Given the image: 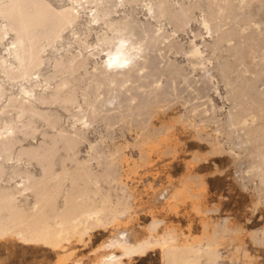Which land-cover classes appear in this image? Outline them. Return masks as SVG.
<instances>
[{
    "label": "bare ground",
    "instance_id": "bare-ground-1",
    "mask_svg": "<svg viewBox=\"0 0 264 264\" xmlns=\"http://www.w3.org/2000/svg\"><path fill=\"white\" fill-rule=\"evenodd\" d=\"M66 1L67 4L57 6L50 0H0V18L6 22L0 27V38L10 33L12 39L0 57V71L9 80L19 77L27 78L28 82L20 91L23 94L18 106L20 125L3 120L0 126L3 129L0 181H13L9 185L0 183V239L50 249L60 254L55 264H130L132 259L153 251L159 253L160 264H255L245 243L239 241L242 232L239 225L228 216L218 218L220 222L212 225L206 219L205 215L216 209L202 207V193L207 184L201 174L188 172L181 189L159 195L164 198L168 212L175 213L179 201H189L203 234L181 240L185 233L166 224L165 218L154 210L143 235L133 227H126L128 220L121 218H129L137 199L135 189L127 181L129 174L136 173L138 162L149 164L164 155L176 157L178 125L193 129L194 135L210 146L208 155L227 153L236 161L241 156L249 157L259 176V185L253 189H257L258 195L254 207L264 204V64L258 60L257 66H252L253 52L264 47V0H202L207 8L198 21L212 41L203 40L201 44L191 41L184 50L189 54L186 62L192 68L198 66L202 81L210 83L222 97L214 79L217 73L231 105L220 117L222 107L216 106L212 99L204 104L200 99L198 102L185 97L183 113L168 119L163 114L175 106L180 95L177 78L188 87L194 83L191 84L190 74L184 72L183 63L169 58L167 53L171 50L183 53V46L174 36L188 25L193 15L190 9L198 0H190L192 5L189 0L190 5L176 2L172 9L171 5L169 8L164 5V0H149L143 4V19L133 14L140 0ZM219 1L226 3L227 10ZM211 5L216 9H211ZM165 22L172 24L170 31ZM224 24L228 27L223 28ZM77 25L76 30L70 29L73 41L57 47L56 43L62 41L59 39L62 29ZM92 34L95 40L88 43ZM49 49L61 51L51 62V74H45L44 54ZM206 50L212 54L230 52L244 65L242 72L253 77L238 76L232 62L231 66L226 61L213 64L210 60L213 57L205 56ZM7 61L15 64L17 70L13 72L4 66ZM31 70H36L33 77L29 75ZM193 89L196 91L193 97L198 98L199 91ZM57 108L70 114L72 120ZM133 117L139 118L138 122L133 120L135 126L131 124ZM39 120L47 128L41 131L42 139L24 145L23 140L34 138ZM101 123L106 128L119 124L133 130L132 142L124 137L123 145L111 149L102 146L98 138L89 139L88 133L97 130ZM222 128L227 147L220 138ZM83 143L88 148L81 157ZM130 147L137 150V158L126 153ZM207 154L194 153L190 158L192 162L206 160ZM190 180L197 187L192 188ZM119 225L123 229H118ZM97 230L115 231L91 250L97 253L91 261L72 258L73 250L68 245L86 237L89 240ZM258 230L252 229L249 235L253 243L263 247L264 228L259 231L261 235ZM227 236L230 242L238 239L231 246L234 250H228L238 255L226 254ZM99 250L106 251L98 254Z\"/></svg>",
    "mask_w": 264,
    "mask_h": 264
},
{
    "label": "rangeland",
    "instance_id": "rangeland-1",
    "mask_svg": "<svg viewBox=\"0 0 264 264\" xmlns=\"http://www.w3.org/2000/svg\"><path fill=\"white\" fill-rule=\"evenodd\" d=\"M50 1L54 2V4L57 6L67 4L66 0H50ZM147 1L149 0H144V1L140 0L139 2H137L135 11L133 12V14L136 17H139L142 19L144 18L145 11L143 9V4ZM152 1L154 2L155 0H152ZM164 1L166 4L164 3L163 4L167 6L168 8L171 5L170 9L174 8L173 6H177L176 2L183 3L185 5L189 4L187 3L188 0H182V1L181 0H170V1L164 0ZM167 2H169L168 5H167ZM189 2L191 3L190 0ZM220 2L221 1H219V3ZM220 4L219 5L221 7H224V9L227 10V5L224 1H222ZM233 4L236 5V2ZM254 4H256V2ZM193 6L197 7V9L196 8L194 9ZM214 6L217 7L215 4ZM214 6L211 5L210 8L214 9L215 8ZM200 8L202 9L201 11L199 10ZM206 8L207 6L205 5V2L202 0L201 1L198 0L195 5H192V8L190 9V12H191L190 14H193L192 15L193 17L190 15V21L188 25L184 28L183 31H178L177 33H175V36H174V40L178 44L183 46V51H182L183 53H180V52L175 53V50H171L170 52L167 53L169 58L175 59L179 63H183L184 72L186 71L188 76L190 74V76L192 77L191 79V77L189 76V79L192 80L191 84L194 83L192 84V86L197 88V92L199 91L197 95L199 97L194 98L193 95L196 96V91L193 89V87H190V86L188 87V85H186L180 78H177L175 83L177 84L176 85L178 88L177 91L179 92L178 95L179 94L180 95L177 97L178 100L176 101L177 103H175V106L164 112L163 115L165 119H168L170 117L183 113L184 109L182 108V102L185 97H191L193 98V100L198 101V102L201 100L200 102H204V104H207V103L209 104L210 102L209 99H212L211 101H213L216 106L222 107L221 111L219 112L220 117H223L225 115L227 109L231 105V101L225 97L226 88L224 87L222 80L217 73H216V76H214V79L218 82L217 84H218L219 91L222 97H220L214 92V90L210 87L211 86L210 83L209 85H207V83L202 81V78H201L202 70L200 69L201 70L200 71L198 66H196L195 68H192L186 62L187 58L189 57L187 55L189 54L184 53V50L186 51V48H189L188 44L191 41L195 40L199 44H201L203 40H206L208 42L212 41V38L208 36L209 35L208 33H206L207 32L206 29L204 30V27L200 25L198 21V19L200 18V14L203 12V9H206ZM233 10L236 12V9H233ZM120 11L118 12V14L121 15L122 11L121 12ZM263 16H264V13H263ZM83 20H84V17L81 19V22H83ZM5 23H6L5 20L0 18V27H3ZM78 27L79 25L73 26V27L71 26V28L70 27L64 28L65 30L62 29L61 31L62 37L59 38L62 41L60 43H56V46L60 47L61 44L66 45L67 42L69 41L72 42L73 38H72L70 31L71 30L73 31L74 29L76 30ZM171 27L173 28L172 24H168L165 22V28L168 31L172 29ZM222 27L223 28L228 27V24H224ZM194 33L197 35L199 34V35L198 36L196 35L197 36L196 37L194 36ZM10 37H11L10 33L3 34L1 36L0 38V57L5 54L4 48L6 47V45H8L10 41H12ZM94 40L95 38L93 34L87 38L88 43H93ZM59 51H61V49L58 51L55 49H49L48 51L45 52L44 54L45 55V66L42 69L43 73L46 74L47 72V74H51L52 72L51 62L55 58V56H57ZM207 52L208 51L206 50L205 56H209V57L212 56L213 58L212 59L210 58V60L212 61L213 64H215L216 62L226 61L231 66L233 63L234 65L232 66L233 67L235 66V68H237L238 70L237 75L243 76L244 65L242 67V64H240V62H238L231 55L230 52H227L224 50L221 52L216 51L213 54L211 51H209L208 53ZM253 55L254 56L252 57V60H253L252 66L256 67L258 60L264 64V47L261 50L256 51V53L253 52ZM257 56H261V57L258 58ZM232 59H234V61ZM254 62L256 63L254 64ZM3 65L11 69L13 72L17 70L15 64H11L10 61L5 62ZM240 70L241 72L242 71L243 72L241 73ZM35 71L36 70H31L30 71L31 74L29 72V75L31 77L35 76V73H34ZM245 73H246L244 74L245 77H248V78L253 77V74H250L249 72H245ZM15 78H14L15 80L14 79L9 80L5 76V74L2 71H0V87L3 88L1 89L3 90L2 92L3 96H1L0 98V120H1L0 126H2L5 120H11V121L13 120L12 125L14 126H19L21 123L18 118V106L23 100V94L20 93V91H21V86L24 84L27 85L28 82H27V78H21V79L19 77H15ZM163 78H162V81L164 82L165 78L164 79ZM57 79H58V76H57ZM181 82L184 84L183 86H181L182 84ZM237 83H242V82L237 80ZM206 85L210 88H208ZM181 87L183 88L181 89ZM190 88H192V90ZM205 88L208 90H206ZM179 90L182 91L184 95ZM9 98H12L11 102H9ZM51 108H56V107L51 106ZM57 109L60 113H62L63 116H66V117L68 116L69 120H72V117L70 116V114H68L61 108H57ZM224 110L226 111L224 112ZM134 118L135 117H133L132 121L134 120L135 122H138L139 118L136 117V120ZM134 121L131 124L135 126ZM39 124H42L40 120L36 122V127L38 130L34 133V138L29 137L23 140L22 143L24 145H29L30 143L35 144L36 142L42 139V132L47 130V128L44 126V124L42 125H39ZM156 124L158 125V123ZM126 126L128 125L126 124ZM106 127L107 126H105V124L101 123L97 127V130H95L94 132L90 131L88 133L89 139L93 141L99 139L101 144H103L102 146L109 147L112 149L118 145H123L124 137L127 141L132 142L133 140L132 136L135 135L133 130L128 131L125 127H122L119 124H115L111 128H106ZM119 127H122V128H119ZM0 130H1L0 132L3 131V129H0ZM120 130H122V132ZM224 130L222 128L221 135H220L221 141L223 142L226 140ZM176 135L179 141L178 142V146H179L178 153L176 157L173 158V157H170V155H164L160 157L159 159L155 158V160L154 159L153 161L151 160L152 162H150L149 164L138 162L140 166H137L136 173L129 174L130 178L128 177L127 181L135 189L137 199L134 200L132 204L130 215L128 216L129 218H127V216H124L121 218L122 220H128L126 227L130 226V227H133L134 229H137L140 232V235L145 234L146 231L144 230L145 228L144 226L150 219V212L154 210L153 212L155 214H158V216H162L165 218L166 224L175 225L178 229L181 230L182 233H185V235L184 234L181 235L180 237L181 240L184 237H188V236L193 237L196 235L203 234L202 233L203 229H202V225L200 223L199 217L192 210H190L189 201L187 202L179 201V203L177 204L175 213L174 211L168 212L167 206H165V204L163 203L164 198H162L159 195L160 192L167 194V193H170L171 190L174 191V189H177V188L181 189L184 185V182L182 180H184L186 174L187 175L189 174L188 172H190V174H201L202 178L205 180L207 184L206 189L203 191L204 194L202 193V200H203L202 207L216 209V210H212L208 212L205 215V217L207 216L206 219L212 225L213 222L215 221L220 222L219 220L220 218L224 216H228L232 222H234L236 225H239V227H241L242 232L240 234L241 239H239V241H243L245 243V247L248 249V252L252 255V259H253L252 261L255 262V264H264V246L262 247V246H259L253 243L249 235V232L252 229H256V230L259 229L258 230L259 232L260 229L264 228V204L261 202V204L258 203L256 207H254V203H255V200L257 201L258 199V195L256 194L257 189L255 190L256 192L253 189H255L254 187H257V185H259V176L256 173L257 170L252 168L251 166L252 164L251 159L249 157L241 156L240 160L236 161L234 158L232 159V157L228 155L227 153H223L222 154L223 156L222 155L220 156L208 155L206 151H208L210 146L205 141L199 140L194 135L193 129L187 126L184 127V126L178 125L176 128ZM100 136L104 138V139L101 138L102 141L100 139ZM226 145L228 146V144L225 141V147H227ZM86 148H88V145L86 143H83L81 146V153H80L81 157L84 156V150ZM126 153L133 156L134 158H137V154H138L137 150L133 147L127 148ZM194 153L201 154V155L207 154V159L200 160L197 162H192L190 157ZM188 161L189 163H187ZM188 165H190L189 168H187ZM0 183L2 185H9V184H13V181L7 182L4 179L0 181ZM188 183L191 184L192 188L194 186L197 187V183L195 181L192 182L190 180ZM158 196L161 198H159ZM179 200L181 199L179 198ZM162 226L158 228V231L162 230L163 228ZM118 229H123L122 225H119ZM112 231L108 232L106 230H97L93 233V235L90 237L89 240H88V237H86L83 241L72 242L71 244L68 245V248H71L73 250L71 257L72 258L79 257L84 262L86 261L88 262L89 260L91 261L92 259L95 258V255L97 254V253L96 254L92 253L91 250L94 247H96L98 244L102 243V241H105ZM259 235H261L260 232H259ZM228 238L229 236L225 237L224 245L226 247L227 246L229 247H227L228 249L224 248V250H226L225 251L226 254L228 253L227 255H231L234 252V251L231 252L232 250H234V248L231 246H233L234 242L237 243L238 239L236 241L233 240L230 242ZM11 240L12 239H0V264H55V261L58 255H60L50 249L43 248L38 245L25 246V245H22L20 242H17L16 240H12V241ZM229 248L231 251H228ZM105 251L106 250H99L98 254L105 252ZM236 254L237 253L234 252V255ZM160 263H161L160 256L157 251L149 252L146 256L136 257L130 261V264H160Z\"/></svg>",
    "mask_w": 264,
    "mask_h": 264
}]
</instances>
